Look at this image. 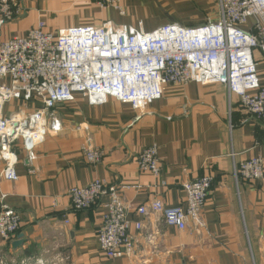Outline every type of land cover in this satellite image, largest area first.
<instances>
[{"label": "crops", "instance_id": "obj_1", "mask_svg": "<svg viewBox=\"0 0 264 264\" xmlns=\"http://www.w3.org/2000/svg\"><path fill=\"white\" fill-rule=\"evenodd\" d=\"M12 1L16 16L0 31V42L24 36L41 21L52 32L88 21L153 32L170 23L197 27L219 18L218 0H121L125 16L101 8L99 0ZM254 56L264 88V54ZM16 111L12 103L4 115ZM57 113L62 131L31 153L19 145V180L0 181V210L4 202L21 219L12 241L0 238V260L19 263L61 253L69 264H264V179L249 184L234 178L241 162L264 160V122L246 114L237 97L231 104L224 87L191 83L168 88L143 115L116 100L91 106L81 95ZM87 137L104 153L99 164L83 159ZM152 146L159 150V176L140 173L136 163L139 152ZM205 174L214 182L201 225L190 223L181 232L157 214L148 219L135 214L134 209L154 200L186 210L183 185ZM95 180L118 188L133 210L131 219L144 223L140 233L134 232L131 257L110 260L100 252L97 233L108 197L90 210H72L69 189Z\"/></svg>", "mask_w": 264, "mask_h": 264}, {"label": "built area", "instance_id": "obj_2", "mask_svg": "<svg viewBox=\"0 0 264 264\" xmlns=\"http://www.w3.org/2000/svg\"><path fill=\"white\" fill-rule=\"evenodd\" d=\"M99 4L126 15L121 0H99ZM15 8L12 0H0V31L13 21ZM218 9V20L197 27L170 23L145 32L133 26L111 28L88 21L52 32L41 21L24 36L0 42V181L19 180V145L31 153L48 136L60 133L63 126L58 109L74 103L80 95L91 106L116 100L143 115L166 96L168 88L191 83L222 86L231 104L237 97L246 114L264 122V88L254 56L256 51L264 54V0H218ZM12 103L17 104V111L5 116L6 106ZM81 153L94 165L104 158L91 137L85 139ZM136 163L140 173H161L156 146L141 150ZM234 178L236 183L249 184L263 180L264 160L256 157L241 162L234 168ZM213 182L214 176L205 174L183 185L186 210L154 200L134 209L135 214L142 219L157 214L167 226L181 232L190 223L201 225ZM68 197L74 212L90 210L108 197L97 233L100 252L110 260L134 255V232L140 233L144 223L131 219L133 210L124 204L118 188L95 180L70 188ZM20 228L18 213L3 202L0 238L10 242ZM49 255V260L40 256L8 263L2 259L0 264L70 263L61 253Z\"/></svg>", "mask_w": 264, "mask_h": 264}, {"label": "rangeland", "instance_id": "obj_3", "mask_svg": "<svg viewBox=\"0 0 264 264\" xmlns=\"http://www.w3.org/2000/svg\"><path fill=\"white\" fill-rule=\"evenodd\" d=\"M47 255V258L48 260L51 259V256L49 254H46ZM45 257V256H44Z\"/></svg>", "mask_w": 264, "mask_h": 264}, {"label": "water", "instance_id": "obj_4", "mask_svg": "<svg viewBox=\"0 0 264 264\" xmlns=\"http://www.w3.org/2000/svg\"><path fill=\"white\" fill-rule=\"evenodd\" d=\"M19 244H21V242L15 243V245H19Z\"/></svg>", "mask_w": 264, "mask_h": 264}]
</instances>
